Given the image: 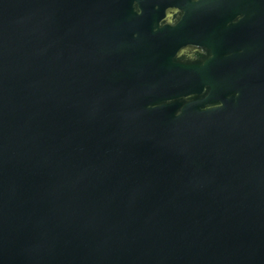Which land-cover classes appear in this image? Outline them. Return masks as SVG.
Masks as SVG:
<instances>
[{"label": "water", "instance_id": "water-1", "mask_svg": "<svg viewBox=\"0 0 264 264\" xmlns=\"http://www.w3.org/2000/svg\"><path fill=\"white\" fill-rule=\"evenodd\" d=\"M0 264H264V0H0Z\"/></svg>", "mask_w": 264, "mask_h": 264}, {"label": "clouds", "instance_id": "clouds-1", "mask_svg": "<svg viewBox=\"0 0 264 264\" xmlns=\"http://www.w3.org/2000/svg\"><path fill=\"white\" fill-rule=\"evenodd\" d=\"M135 11L137 13V15H141L142 12L139 8V5H134ZM180 13V9L179 8H175V7H170L166 10L165 12V16L164 19L161 21V27L164 26H171V27H175L176 25V20L175 17L179 16ZM175 21V22H174ZM208 53L206 52L205 49L200 48L198 46H191L189 45L188 47L184 48L181 50V52L178 55V59H184L186 61L189 62H196L198 60V57L200 56H207ZM209 59H211V57H209ZM187 101H190L192 99V97H186L185 98ZM221 105H217V107H220ZM179 115V113H178Z\"/></svg>", "mask_w": 264, "mask_h": 264}, {"label": "flooded vegetation", "instance_id": "flooded-vegetation-1", "mask_svg": "<svg viewBox=\"0 0 264 264\" xmlns=\"http://www.w3.org/2000/svg\"><path fill=\"white\" fill-rule=\"evenodd\" d=\"M182 1V0H181ZM184 2H186V0H183ZM192 2H195V3H197L198 1H200V0H191ZM180 9V8H179ZM180 15L179 16H177V17H175V20H176V25L180 22V20L183 18V15H184V11L182 10V9H180ZM175 22V21H174ZM175 25V26H176ZM165 27H167V26H165ZM171 27V26H170ZM189 45H187V46H184V47H182L177 53H176V58H175V62L176 63H179V64H186V65H192V64H203L204 63V61H206V60H208L209 59V57H210V53L209 52H207L208 53V55L207 56H200V57H198V60L196 61V62H189V61H186V60H184V59H178V55H179V53L181 52V50L182 49H184V48H186V47H188ZM191 46H195V45H191Z\"/></svg>", "mask_w": 264, "mask_h": 264}]
</instances>
